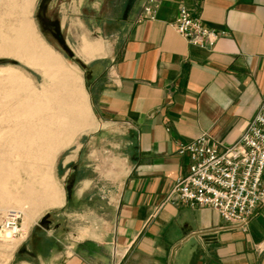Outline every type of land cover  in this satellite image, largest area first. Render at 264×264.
I'll return each mask as SVG.
<instances>
[{
  "label": "crops",
  "instance_id": "1",
  "mask_svg": "<svg viewBox=\"0 0 264 264\" xmlns=\"http://www.w3.org/2000/svg\"><path fill=\"white\" fill-rule=\"evenodd\" d=\"M146 1L61 13V28L85 29L92 118L62 161L77 176L69 201L29 225L7 264H264V205L243 230L167 200L189 171L178 143L206 132L231 145L264 103V0H160L153 20L139 18ZM181 4L225 31L213 48L174 29Z\"/></svg>",
  "mask_w": 264,
  "mask_h": 264
},
{
  "label": "bare ground",
  "instance_id": "2",
  "mask_svg": "<svg viewBox=\"0 0 264 264\" xmlns=\"http://www.w3.org/2000/svg\"><path fill=\"white\" fill-rule=\"evenodd\" d=\"M34 1H11L10 6L18 12V25L10 36L0 38L1 53L16 55L29 64H33L35 57L49 70L47 80L57 81L50 87L44 86L41 94H34L46 99L47 113H40L33 123H26V80L10 70L0 72V205L7 215L10 204H21L23 229L31 221L28 206L36 210L62 203L55 188L44 185L45 179L58 151L77 132L89 127L83 93L58 65L57 53L27 20ZM12 233L8 229L4 235L11 240L22 236L21 233L14 237ZM14 244L7 249L12 250Z\"/></svg>",
  "mask_w": 264,
  "mask_h": 264
},
{
  "label": "built area",
  "instance_id": "3",
  "mask_svg": "<svg viewBox=\"0 0 264 264\" xmlns=\"http://www.w3.org/2000/svg\"><path fill=\"white\" fill-rule=\"evenodd\" d=\"M159 2L147 0L139 18L155 19ZM173 26L188 43L204 49L213 48L225 34L204 25L184 4ZM177 152L188 156L189 171L175 181L167 200L211 208L229 225L246 230L264 205V103L233 144L223 146L204 132L193 141L179 142ZM21 215L10 210L0 232L11 229L14 237L20 236Z\"/></svg>",
  "mask_w": 264,
  "mask_h": 264
},
{
  "label": "rangeland",
  "instance_id": "4",
  "mask_svg": "<svg viewBox=\"0 0 264 264\" xmlns=\"http://www.w3.org/2000/svg\"><path fill=\"white\" fill-rule=\"evenodd\" d=\"M11 1L12 0H0V38L1 36H10L12 30L17 28L18 25V12L10 6ZM75 1L76 0H35L27 20L32 23L38 36L57 53L58 65L63 72L74 81V84L82 93L84 91L86 94L88 83L87 68L85 62L78 53L80 40L83 37L82 31L85 29L72 24L73 19L68 20L64 28H61L58 23L61 21L60 16L64 10H68L69 12L84 11L87 15L94 14V11H96V6L94 5H96L98 1L102 2V0H93L92 3H87L86 0V4H83L81 7H79L78 4L76 6ZM115 1L116 0H103V2L106 3L104 9L107 12L111 11L113 5H115ZM85 35L95 36L86 33ZM33 58V64H29L22 61L16 55H7L0 52V72L10 70L16 72L26 80V123H33L40 113H47L49 109L48 102L41 97V95L39 97L35 95L41 94L40 92L44 86L48 85V87H50L57 82L48 81L46 77L50 74L49 70L41 61L35 57ZM29 91L31 92L30 95L28 94ZM66 93L67 91H64V95ZM85 104L88 110L87 121L90 122L92 118L90 107L88 102ZM87 131L88 130L77 132L68 144L58 151L45 179L44 185L49 186V184H51L63 201H69V192L71 187L76 184L77 176L72 177L71 174L64 176L66 168L62 167V161L75 148L79 139L86 137L85 133H87ZM82 173L84 172L81 170L76 174L79 175ZM27 178H29V176L26 173V179ZM37 187H39V185H37ZM20 206L21 204H10L7 210L8 212L10 210L22 212L19 208ZM57 209L58 207H55V205L36 210H31L30 206H28L26 210L31 216L29 225L33 223L39 224L41 219L47 214H49L51 219H55ZM5 212V208L0 205V222L3 220V217L6 216L7 212ZM23 217L24 214L22 212L20 219L21 237L17 235L16 237L19 238L11 240V238L4 235V232H0V264H7L16 246L26 238V230L28 228L23 229L25 220V217ZM11 243H15L13 249H7V246Z\"/></svg>",
  "mask_w": 264,
  "mask_h": 264
}]
</instances>
